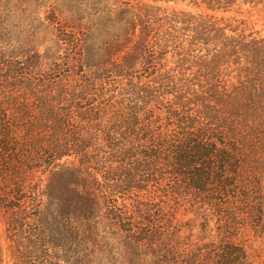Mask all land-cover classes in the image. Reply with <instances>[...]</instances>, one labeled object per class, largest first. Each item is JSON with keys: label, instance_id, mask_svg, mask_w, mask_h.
Masks as SVG:
<instances>
[{"label": "rangeland", "instance_id": "obj_1", "mask_svg": "<svg viewBox=\"0 0 264 264\" xmlns=\"http://www.w3.org/2000/svg\"><path fill=\"white\" fill-rule=\"evenodd\" d=\"M136 3L177 16L184 50L193 33L180 21L199 15L219 20L221 27L227 26V34L229 29H237L238 34L264 37V0H231L226 8L213 9L202 0H0L1 74L10 76L11 70L17 71L16 76L35 78L53 94L64 92L69 102L75 101L76 106L62 107H71L74 131L89 138L87 146L93 157L89 165L97 177L91 184L70 173L62 176L53 184L57 195L54 205L49 206L50 199L39 196L36 216H32L36 207L29 205L27 192L29 234L22 235L18 228L14 234L19 236L11 241L0 217V264H179L178 258L185 253L210 250L224 240L243 248L245 264H264V208L260 220H251L255 167L251 145L240 174L250 191L240 185L234 197L223 199L237 216L233 223L228 221V232L225 220L209 206L191 195L170 194V181L155 177L144 183L150 179L148 171L139 176L147 191L112 192L111 186L120 184L117 178H110L119 174L121 156L112 154L113 147L103 140L106 134L121 141L120 133L128 135L136 119L139 130L147 122L142 120L148 111L163 118L168 111L177 110L178 103L173 93L163 94L171 90L154 83L157 74L151 75L153 67L146 62L150 53L140 36V20L132 17L130 9ZM200 45L191 46L189 54H204L199 52ZM150 46L155 54L153 65L163 63V71L175 68L177 58L171 48L159 56L160 60L159 47L154 41ZM157 96L161 104H155ZM80 110L87 112L83 121L78 119ZM160 123L164 126L165 120ZM80 127L83 129L78 130ZM258 173L264 203V163L258 166ZM75 183L80 190L89 184L93 188L87 210L82 208ZM34 184L41 193L46 182L34 180L30 186ZM244 195L249 199L236 200Z\"/></svg>", "mask_w": 264, "mask_h": 264}, {"label": "trees", "instance_id": "obj_2", "mask_svg": "<svg viewBox=\"0 0 264 264\" xmlns=\"http://www.w3.org/2000/svg\"><path fill=\"white\" fill-rule=\"evenodd\" d=\"M202 1L212 9L226 8L231 3V0ZM130 9L132 17L138 16L140 20V36L150 53L146 62L153 67L151 75L157 74L158 81L154 83L161 89L171 90L163 94L173 93L178 103L177 110L168 111L163 118L148 111L142 128L138 130L136 119L128 135L120 133L121 141H116L109 132L106 134L103 140L113 147L109 146L114 150L112 154L121 156L118 157L119 174H113L112 178L107 175L111 180H120L119 185L111 186L112 192L147 191L139 176L148 171L150 179L144 183L155 177L170 181V194L191 195L197 202L209 206L220 220H225L228 232V221L233 223L237 216L223 199L234 197L240 185L250 191L240 174L241 163L248 157L251 145L255 166L251 220H260L264 208L258 176V166L264 163V37L238 34L237 29H229L227 34V26L221 27L219 20L199 15L190 21H180L190 26L193 33L192 41L184 50V40L176 28L177 16H167L160 8L140 3ZM150 41L159 47L158 59L165 55L166 49L174 51L177 63L173 70L163 71V63L158 67L153 65L155 54ZM198 42L203 46L199 52L205 53L192 56L191 46ZM16 75L14 70L10 76L0 71V217L11 241L15 240L12 237L19 236L14 234L18 228L22 235L29 234L25 221L30 217L26 212L27 192L29 205L36 207L32 216H36L39 196L50 199L49 206L54 205L57 195L53 184L62 176L70 173L91 184L97 182L96 173L89 165L93 159L87 146L89 138L74 131L71 107H62L72 103L76 106L75 101L69 102L64 92L53 94L52 89L35 78ZM154 101L161 104L159 98ZM190 105L196 108L190 109ZM86 115L87 112L80 110L78 119L83 121ZM162 120H165L164 126L160 123ZM34 180L46 182L41 193H37L38 184L30 186ZM74 185L76 193L82 196V208L89 209L93 188L89 184L80 190ZM103 196L106 201V195ZM248 199L249 195L236 198ZM246 260L239 244L224 240L213 249L185 253L177 262L245 264Z\"/></svg>", "mask_w": 264, "mask_h": 264}]
</instances>
